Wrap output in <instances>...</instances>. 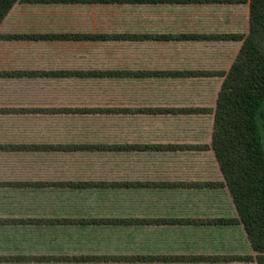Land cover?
<instances>
[{
    "label": "crops",
    "instance_id": "crops-1",
    "mask_svg": "<svg viewBox=\"0 0 264 264\" xmlns=\"http://www.w3.org/2000/svg\"><path fill=\"white\" fill-rule=\"evenodd\" d=\"M138 5L155 6V32L121 25ZM248 13L165 0L11 8L0 35L81 37L0 38V264H257L228 259L256 254L241 223H169L239 219L210 147L222 77L166 73L227 71L241 42L157 37L246 34ZM113 34L155 40L89 38ZM132 42L127 59L111 50ZM145 71L160 74H87Z\"/></svg>",
    "mask_w": 264,
    "mask_h": 264
},
{
    "label": "trees",
    "instance_id": "trees-1",
    "mask_svg": "<svg viewBox=\"0 0 264 264\" xmlns=\"http://www.w3.org/2000/svg\"><path fill=\"white\" fill-rule=\"evenodd\" d=\"M156 0H0V25L19 2L128 3L155 4ZM174 2H248V32L223 35L157 36L170 40H232L240 49L227 71L169 72L171 76H219L222 83L214 110L211 145L225 185L233 199L239 219L169 220V223L231 224L241 223L255 256L229 257L255 260L264 264V0H165ZM68 35H0V38H69ZM89 38L155 40V34L90 35ZM15 73V72H12ZM3 74H7L4 72ZM17 74V73H15ZM83 74V73H82ZM92 75L155 76L159 72H93ZM165 74V72L163 73ZM155 113V109H144ZM191 111H205L192 109ZM212 185V184H208ZM151 223H155L151 221ZM153 258V257H152ZM141 259H146L142 257ZM150 259V258H148ZM154 259V258H153ZM193 259H221L193 257ZM224 259H227L224 257Z\"/></svg>",
    "mask_w": 264,
    "mask_h": 264
},
{
    "label": "rangeland",
    "instance_id": "rangeland-1",
    "mask_svg": "<svg viewBox=\"0 0 264 264\" xmlns=\"http://www.w3.org/2000/svg\"><path fill=\"white\" fill-rule=\"evenodd\" d=\"M116 7L113 6V11ZM129 12H127L124 16H132L129 21L126 23H122L121 25L123 27H128L129 31L137 30V31H143V32H155V29L159 27V25H155V6H147V5H138L137 7H130L127 8ZM135 17V18H134ZM140 18H143L142 21H139ZM111 25H116L117 27H120L123 29V27L120 26V21L117 22L116 24L111 23ZM162 26V25H161ZM169 26V25H168ZM146 43V44H144ZM142 49L138 48V52L140 53L141 51V58L142 59H148V56L151 54H155L152 51H155V45L152 42H144ZM135 42H132L128 45V43H125V47L123 46L120 50V45L119 46H112L111 50H113V53H117L122 57L121 53H123L124 59H127V55ZM140 45V44H139ZM149 46V47H148ZM150 58H155V57H150ZM120 59V58H118Z\"/></svg>",
    "mask_w": 264,
    "mask_h": 264
}]
</instances>
